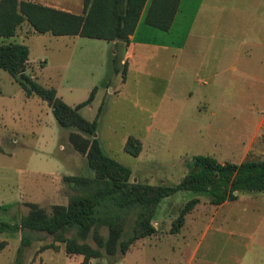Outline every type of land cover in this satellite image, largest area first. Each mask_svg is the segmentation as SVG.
Instances as JSON below:
<instances>
[{"label":"rangeland","instance_id":"1","mask_svg":"<svg viewBox=\"0 0 264 264\" xmlns=\"http://www.w3.org/2000/svg\"><path fill=\"white\" fill-rule=\"evenodd\" d=\"M248 1L239 0L237 6L246 9ZM198 2L182 0L181 14L166 40H183L190 13ZM78 10L82 12V8ZM48 35L36 33L24 39L23 44L28 46V58L32 62L28 67L33 68L27 74L46 88H56L69 105L85 100L92 84H96L92 101L80 109V113L85 119L92 120L102 105L96 136L103 150L130 167V181L139 180L150 185L178 182L186 173L183 161L202 152L203 142L198 128L205 124L206 118H201L196 111L202 98L200 78H168L163 72L164 66L144 60L142 73L131 74L118 95L108 94V81L112 79L115 84H120V79L112 77L111 55L105 56L95 39L81 36L52 38ZM10 41L21 43L19 39L10 38ZM42 59L47 60L46 67H39L44 64ZM186 86L196 92L192 99L185 101ZM226 116L228 114L223 112L215 115L217 118ZM69 135V130L56 123L45 100L36 95L25 97L21 86L6 71L0 70V220L18 223L29 211L28 202L39 204L46 212H51L54 204H67L71 191L63 182V176L87 172L86 157L72 145ZM3 136L6 139L2 142ZM128 136L135 137L140 144L137 156L125 150ZM13 139H16L15 143ZM182 150L192 153L179 154ZM247 158L260 159L264 154ZM52 170L64 174L54 180L43 176ZM192 196L190 191H179L162 201L153 220L157 232H169L179 208ZM241 197L245 200L227 206L221 212L227 214L226 230H250L256 224V218L264 214L263 210L254 209L256 205L263 206V199L253 203L246 200L247 193ZM247 202L255 205L246 206ZM199 203L207 204L208 201L201 196ZM226 235L217 237V232L210 231L207 241L214 242L220 237L225 240ZM19 239V232H0V264H14ZM50 240V236L41 233L38 240L22 248L20 264H78L80 255L67 256L62 243L58 244L57 250H39ZM153 241L152 237L142 239L139 248L132 250L130 258L141 254L149 260L154 252H167L169 244L175 243L173 238H167L156 247ZM223 243L225 248L227 244ZM245 251L242 248V252ZM243 260L242 264H264V255L246 254L242 256ZM89 263L110 264V260L92 258Z\"/></svg>","mask_w":264,"mask_h":264},{"label":"trees","instance_id":"2","mask_svg":"<svg viewBox=\"0 0 264 264\" xmlns=\"http://www.w3.org/2000/svg\"><path fill=\"white\" fill-rule=\"evenodd\" d=\"M146 1L82 0V12L74 14L26 0H0V37L14 36L26 21L37 33L127 42ZM179 3L180 0H151L144 22L168 30ZM28 54L25 44L2 42L0 69L11 75L26 96L48 100L56 123L69 130L70 142L86 157L87 172L63 176L71 191L66 205L54 204L51 212H46L39 204L28 202L29 211L18 223L0 220V232L20 233L14 264L21 263L22 248L38 240L41 233L51 237L40 247L41 251L57 250L62 243L67 255L83 256L80 264H89L92 258H105L116 264L138 239L157 231L153 220L160 204L179 191H190L193 196L179 208L169 229L171 234L179 232L185 215L200 202L201 196L208 203L219 205L237 199L241 193L264 192V160L257 158L221 163L210 155L197 154L184 160L186 173L178 182L150 185L130 181V167L108 155L99 138L94 137L102 105L92 120L80 113L92 101L97 86L85 100L71 106L57 96L54 88L42 86L26 73ZM111 66L110 70L125 73L126 63L120 64V59L114 57ZM125 150L138 155L140 144L135 137L128 136Z\"/></svg>","mask_w":264,"mask_h":264},{"label":"crops","instance_id":"3","mask_svg":"<svg viewBox=\"0 0 264 264\" xmlns=\"http://www.w3.org/2000/svg\"><path fill=\"white\" fill-rule=\"evenodd\" d=\"M26 1L74 14H80L78 9L82 8L81 0ZM150 1H146L136 28L127 42L117 43L93 38L96 40L95 43L101 45V51L105 52V56L108 57L110 54L111 59L116 57L120 59V64L126 63L124 74L115 72L114 68L110 70L112 77L120 79V84H115L112 79L108 81V84L110 83L107 87L108 94L118 95L129 82L131 74L142 73L144 60L152 61L157 66H164L163 72L168 78L190 80L195 76L196 79L200 78L203 84L200 86L201 102L196 105V111L201 118H206L205 124L198 128L201 131L199 137L203 142L200 154L210 155L221 163H240L251 155L264 154V0H249L246 9L237 6L239 0H199L195 10L190 13V18L188 16L187 32L181 42L166 40V37L175 28L181 14L182 0L170 28L166 31L144 22ZM36 33L25 21L17 28L14 36L0 37V44L12 42L10 38L19 39L23 44L24 39ZM43 34L56 37L50 33ZM42 60L44 64H39V67H46L47 60ZM30 63L32 62L28 58L26 73L33 71V68L28 67ZM54 89L57 96L63 99L59 91ZM195 92L186 86L185 101L192 99ZM32 96L34 95H25L27 98ZM48 108L51 112L49 105ZM219 112L228 116L215 117ZM4 139L6 136L1 138L2 142ZM12 142L15 143L16 139ZM178 153L188 155L192 152L182 150ZM62 173L64 174L62 171L52 170L43 173V176L54 180ZM242 194L235 200L225 201L219 205L198 203L185 215L184 224L178 233L171 234L163 230L148 236L153 238L156 247L164 239L173 238L175 243L169 244L167 252H154L149 260L141 254L131 259L132 250L139 248L138 244L146 238L144 237L131 245L116 264H242L243 255H264V214L256 218V224L252 225L250 230L238 228L231 231L225 228L228 225L227 214L222 215L221 212L225 207L234 206L245 200L241 197ZM246 198L253 203L259 199L264 200V192L247 193ZM253 203L247 202L246 206L255 205ZM260 206L256 205L254 209L264 211V204ZM210 231L217 232V237L226 233L227 237L225 240L220 237V240L214 242L207 241ZM223 241L227 244L225 248ZM242 248L246 251L242 252ZM82 259L83 256L80 255L78 264Z\"/></svg>","mask_w":264,"mask_h":264},{"label":"water","instance_id":"4","mask_svg":"<svg viewBox=\"0 0 264 264\" xmlns=\"http://www.w3.org/2000/svg\"><path fill=\"white\" fill-rule=\"evenodd\" d=\"M46 102L48 103V100H46ZM94 137H96V133L94 134ZM235 194L237 193V191L234 192Z\"/></svg>","mask_w":264,"mask_h":264}]
</instances>
